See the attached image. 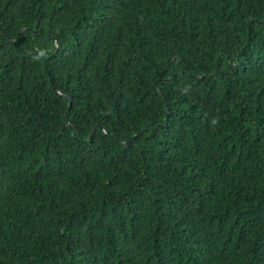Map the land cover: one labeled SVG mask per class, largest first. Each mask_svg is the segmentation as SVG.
Instances as JSON below:
<instances>
[{"label":"trees","instance_id":"16d2710c","mask_svg":"<svg viewBox=\"0 0 264 264\" xmlns=\"http://www.w3.org/2000/svg\"><path fill=\"white\" fill-rule=\"evenodd\" d=\"M0 264H264V0H0Z\"/></svg>","mask_w":264,"mask_h":264},{"label":"water","instance_id":"95a60500","mask_svg":"<svg viewBox=\"0 0 264 264\" xmlns=\"http://www.w3.org/2000/svg\"><path fill=\"white\" fill-rule=\"evenodd\" d=\"M170 58H171V57H170ZM55 90H56V91H59L57 88H55ZM69 105H70V103H69ZM91 136H92V133H90V137H91Z\"/></svg>","mask_w":264,"mask_h":264}]
</instances>
